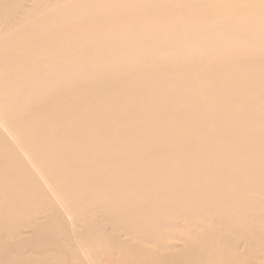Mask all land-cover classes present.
Here are the masks:
<instances>
[{
  "label": "bare ground",
  "instance_id": "bare-ground-1",
  "mask_svg": "<svg viewBox=\"0 0 264 264\" xmlns=\"http://www.w3.org/2000/svg\"><path fill=\"white\" fill-rule=\"evenodd\" d=\"M0 149V264H264V0L0 5Z\"/></svg>",
  "mask_w": 264,
  "mask_h": 264
},
{
  "label": "rangeland",
  "instance_id": "rangeland-1",
  "mask_svg": "<svg viewBox=\"0 0 264 264\" xmlns=\"http://www.w3.org/2000/svg\"><path fill=\"white\" fill-rule=\"evenodd\" d=\"M34 1L38 2V3H41L45 6H50V0H0V5L2 4H8V3H12V4H20L22 6H29L31 4L34 3ZM43 13V12H42ZM154 69H159V68H163V66L161 64H157L156 67H153ZM240 85H243V83L241 82ZM64 90H68L70 88V85L68 83H65L62 87ZM46 96L42 93L39 94V97L38 99H43L45 98ZM20 117V115H18ZM0 151H2V149H0ZM84 185H86L84 183ZM112 191L113 189H111L110 187L106 186V189L104 190H100L98 191L97 193H99L100 195H98L96 198L92 197L90 199H84V206L87 208H89V206H91L92 204H94L95 206L92 207V212H88V218L85 219L84 221L80 222V223H83V224H86L90 219L89 218H100L103 220V218H106V211H107V206L109 205V203H107V201H110L108 199V197H111L113 198L114 200H119V197H117L116 199L114 198V196L112 195ZM130 195V194H129ZM135 195H138V194H134L133 193V196ZM132 196H130V199H131ZM121 200H126L125 198H123L121 196ZM111 202V201H110ZM133 202L134 203H137V199L135 197H133ZM40 206V205H39ZM41 208H44L42 206H40ZM262 210L264 211V207L262 208ZM44 211H41L40 212V216H43ZM184 213V214H183ZM205 217V216H204ZM203 217H194L190 214H186L185 212H178V213H174L172 214L166 222H172V225L174 224V226H172V230H169L168 232L171 234H174L175 238H172V239H175V240H170V244L172 243H180V241L176 238H179L182 236V232H180V230L182 228H186L189 229L193 224H195L197 222L198 225H195V228L198 229L199 232H206L207 230H209V228H206L205 226V223L204 222H200L199 219H201ZM164 220V219H163ZM162 218L160 220V224H164ZM198 220V221H196ZM30 228L27 226V227H22L21 230H23L24 232H27ZM166 234L163 235V237H167L165 236ZM159 236V235H158ZM16 241V238L14 236H10L8 237L7 239V242H10V243H13ZM180 245V244H179ZM181 246V245H180ZM98 247L95 251H102V249H110L108 248L106 245L104 246H96ZM104 247V248H103ZM180 250L181 247L179 248V246L175 247L173 251H176V250ZM32 251V249H30ZM157 250V249H155ZM103 254L99 256V263L100 264H103V261L106 260V252L105 250H103ZM33 252V251H32ZM165 252V251H164Z\"/></svg>",
  "mask_w": 264,
  "mask_h": 264
}]
</instances>
